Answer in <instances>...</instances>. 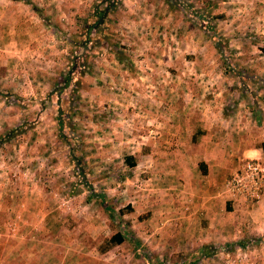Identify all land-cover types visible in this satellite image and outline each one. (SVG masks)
<instances>
[{"label": "rangeland", "instance_id": "374dc122", "mask_svg": "<svg viewBox=\"0 0 264 264\" xmlns=\"http://www.w3.org/2000/svg\"><path fill=\"white\" fill-rule=\"evenodd\" d=\"M262 49L264 0H0V264H264L170 243L149 192L202 107L264 115Z\"/></svg>", "mask_w": 264, "mask_h": 264}, {"label": "crops", "instance_id": "0c3cea01", "mask_svg": "<svg viewBox=\"0 0 264 264\" xmlns=\"http://www.w3.org/2000/svg\"><path fill=\"white\" fill-rule=\"evenodd\" d=\"M242 96L231 103L228 113L227 107H202L201 116L186 118L185 137L163 155L159 178L152 174L150 197L159 204L152 208V228L168 235L170 243L184 235L191 246L212 244L216 257V249L225 250L223 244L243 251L251 243L264 242V192L251 204L223 190L224 179L237 169L239 160H264V115ZM44 257L47 264L60 259L53 245ZM230 260L231 264L246 262Z\"/></svg>", "mask_w": 264, "mask_h": 264}, {"label": "built area", "instance_id": "2783aa9c", "mask_svg": "<svg viewBox=\"0 0 264 264\" xmlns=\"http://www.w3.org/2000/svg\"><path fill=\"white\" fill-rule=\"evenodd\" d=\"M223 190L232 197L256 204L264 192V160H239L237 169L224 179Z\"/></svg>", "mask_w": 264, "mask_h": 264}, {"label": "trees", "instance_id": "16d2710c", "mask_svg": "<svg viewBox=\"0 0 264 264\" xmlns=\"http://www.w3.org/2000/svg\"><path fill=\"white\" fill-rule=\"evenodd\" d=\"M102 17H103L102 11L97 12V18L99 19ZM60 136H62V135H60ZM261 146H262V150L264 152V143H261ZM123 161H124L125 165L128 167H133L136 164L135 158L132 155H125L123 157ZM97 197L99 198L103 208H107L105 205H103L104 204L103 203V195L97 194ZM107 210H109V212H111L109 207ZM123 239H124V233L117 231V232H114L113 234H111L109 236V238L107 239V241L112 243V244L113 243L118 244V243L122 242Z\"/></svg>", "mask_w": 264, "mask_h": 264}]
</instances>
